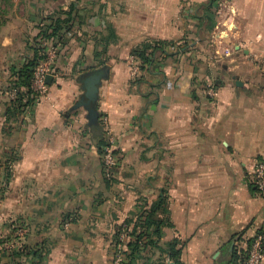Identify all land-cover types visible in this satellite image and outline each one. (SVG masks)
I'll list each match as a JSON object with an SVG mask.
<instances>
[{
	"label": "crops",
	"instance_id": "crops-1",
	"mask_svg": "<svg viewBox=\"0 0 264 264\" xmlns=\"http://www.w3.org/2000/svg\"><path fill=\"white\" fill-rule=\"evenodd\" d=\"M54 2L46 8L24 2V13L13 4L11 18L22 27L71 3L77 14L66 44L56 49L45 97L8 133L5 88L12 69L31 55L17 54L13 29L0 35V153L18 155L7 215L24 217L30 233L53 234L52 250L93 249L102 243L92 234L135 218L164 190L170 226L163 241L180 240L182 264H242L238 245L264 229V196L251 184L256 162L264 160V0ZM109 26L116 39L103 54ZM154 41L175 44L141 71L133 51ZM242 57L260 63L245 66ZM102 67L97 129L84 108L73 106L83 94L80 76ZM215 82L212 98L206 87ZM108 134L116 153L112 180L99 153ZM68 214L75 222L63 226ZM157 255L151 250V264ZM67 261L53 250L43 264Z\"/></svg>",
	"mask_w": 264,
	"mask_h": 264
},
{
	"label": "trees",
	"instance_id": "trees-1",
	"mask_svg": "<svg viewBox=\"0 0 264 264\" xmlns=\"http://www.w3.org/2000/svg\"><path fill=\"white\" fill-rule=\"evenodd\" d=\"M212 1V0H211ZM77 14L73 7V3L69 4L67 10L59 9L52 14L44 17L40 23L37 36L33 39L34 43L31 46L32 55L27 58L20 66L13 68L8 81L6 90L8 93L15 92V97L8 98L7 107L4 112V132L8 133L22 116L32 115L34 107L41 101V95L32 88V79L37 66L46 59L48 49L50 47L60 48L66 44V36L71 33L72 22ZM115 33L112 27H107V36L101 40L104 42L102 53H106L107 46L115 41ZM175 42L154 41L142 44L134 49L133 55L138 60L139 69L141 71L148 70L149 66L155 61L157 53L165 54V49L173 46ZM188 46L187 42L177 46L180 49H185ZM100 65L103 62L100 61ZM54 73L55 70H54ZM218 87L216 82L213 84ZM99 117L95 124L98 126ZM101 123V122H100ZM108 146L107 141L101 138L99 142V153L102 154L103 148ZM7 154V159L0 161V167L3 170V182H0V198L8 190V185L13 177V163L17 160L18 155L10 150ZM113 154L116 155L115 151ZM69 214L63 216L62 222L66 221ZM67 218V219H66ZM125 229L120 228L115 231L116 247L121 244V233L126 232L129 239L125 244L126 250L123 252L126 261H121L119 264H149L148 256H143L142 252L147 249L149 251H157V259L153 264H182L181 253L182 243L178 239L163 241V228L170 226L169 212L167 210V200L165 191L162 190L157 201L147 210L141 207L135 218L124 222ZM123 229V232H122ZM42 244H35L31 247L33 257H37L38 261L35 264H43L46 252L42 249ZM238 250V249H237ZM142 255V256H141ZM238 255V254H237ZM159 260V261H158ZM161 261V262H160Z\"/></svg>",
	"mask_w": 264,
	"mask_h": 264
},
{
	"label": "rangeland",
	"instance_id": "rangeland-1",
	"mask_svg": "<svg viewBox=\"0 0 264 264\" xmlns=\"http://www.w3.org/2000/svg\"><path fill=\"white\" fill-rule=\"evenodd\" d=\"M16 1L19 3L17 7V12L24 13L26 11L24 8V2H28L31 0H0V35L1 36L6 35L7 32L9 31L11 32L12 31L11 29H13V33L11 32L10 34H12L13 36L14 47L16 48V52L17 54L18 53L23 54L25 57V55L28 54L32 55L31 46H33L32 44L34 43L32 37L35 32V29L38 31L39 29L38 25L39 24L41 25L42 23L32 24L30 26L26 25L22 27L20 22L18 21L19 19L17 18L13 19V17L11 18V13L13 12L12 7ZM53 1L56 2V0H34L35 5L44 8H46V6H50L51 2ZM8 7H10V10H8ZM7 18L11 24H16V25L13 26L11 24H7ZM2 40L3 38L0 37V55L4 51V48H2L1 46ZM208 47L210 49V46ZM18 57L19 56H17V58ZM28 58H30V56ZM26 59L27 58L25 57L24 60ZM242 59L243 61H245L244 63L245 66H247V62H250L252 60L251 59L249 61L247 59H244L243 57ZM259 63H260V59L255 61L252 60L251 62V64L253 65L255 64L259 65ZM10 73H12V71ZM263 74L264 73L261 74L262 77H264ZM242 76L244 77L245 74H243ZM3 146H5L4 142H3ZM7 154L8 153L5 150H3L0 153V161L7 159L6 157ZM3 175H4L3 170L0 167V182L4 181ZM7 192L8 190L0 198V264H35L38 261V259L37 257H33V254L31 252V247H33L35 244H42V243H43L42 249L44 252H46V256H44L45 260L49 258L51 251L53 252L54 250L55 256L62 258L64 257V259L68 260L67 263L64 264H78V262H83L81 258L83 260H91L92 264H119V262L121 261L124 262L126 261V258L123 254V252L126 250L125 243L129 240L126 236V232L121 233L122 241L118 247H116V242L118 239L116 240V238H113L115 231L117 232V229H119V227L120 228L123 227V229L126 228V226L124 225V222L126 220L117 226H113L112 227L113 229L108 228L105 225L101 227L97 233L91 235L90 239L100 241L102 243V246L93 249H88V248L80 247V245H77L79 247L52 250L51 248L47 247V243L49 239L53 238V234L47 236L48 234L40 235L36 232L30 233L27 230L28 227H27V223L24 220V217L20 215L17 216L7 215V210H8ZM70 216L71 217H69L68 219L66 218L67 220L63 222H62L63 217L61 218V223L64 224L63 226L67 225V223H69L70 221L75 222V217L72 216L71 214ZM109 229L110 232L108 231ZM59 235H64V233L62 232ZM77 236L79 237L78 239L80 240L84 239L83 234H77ZM149 250L142 252V255L150 256L151 251ZM56 251L58 252V255L55 254ZM153 259L156 261L157 256H154ZM141 263L145 264V262L143 261H141ZM149 264H151V262Z\"/></svg>",
	"mask_w": 264,
	"mask_h": 264
},
{
	"label": "built area",
	"instance_id": "built-area-1",
	"mask_svg": "<svg viewBox=\"0 0 264 264\" xmlns=\"http://www.w3.org/2000/svg\"><path fill=\"white\" fill-rule=\"evenodd\" d=\"M55 52L56 49L50 47L46 59L43 60L34 71L32 88L41 95V100L45 97L48 88L45 82L46 76L55 75L52 67V60L55 57ZM206 90L209 97L214 98L217 94L213 84L207 85ZM14 97L15 92H11L10 98L13 99ZM102 122L106 124L107 118L104 117ZM106 141L108 146L103 148L100 158L104 177L107 180H112L113 169L116 165V156L113 154V139L110 134L107 135ZM251 184L256 194L264 196V160L256 162L251 173ZM237 254L242 264H264V229L258 230L251 238L239 244Z\"/></svg>",
	"mask_w": 264,
	"mask_h": 264
},
{
	"label": "water",
	"instance_id": "water-1",
	"mask_svg": "<svg viewBox=\"0 0 264 264\" xmlns=\"http://www.w3.org/2000/svg\"><path fill=\"white\" fill-rule=\"evenodd\" d=\"M107 76V70L102 67L98 70L85 73L80 76L79 80L82 84L83 94L80 96L78 102L73 106L74 109L84 108L87 112L88 124H95L98 120L99 114L97 112L96 104L98 100L99 85L102 78ZM53 76L47 75L45 82L50 85ZM236 85L241 86L242 83L236 80Z\"/></svg>",
	"mask_w": 264,
	"mask_h": 264
}]
</instances>
